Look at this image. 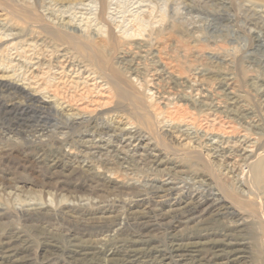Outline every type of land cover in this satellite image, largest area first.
Returning <instances> with one entry per match:
<instances>
[{
	"label": "rangeland",
	"instance_id": "obj_1",
	"mask_svg": "<svg viewBox=\"0 0 264 264\" xmlns=\"http://www.w3.org/2000/svg\"><path fill=\"white\" fill-rule=\"evenodd\" d=\"M102 8L121 25L113 39L48 29L65 17L98 25ZM137 12L141 32L124 33ZM2 14L0 264H264V182L236 181L203 140L179 133L215 114L264 151V0H0ZM91 50L157 111L150 129L126 102L75 121L22 87L56 72L37 57Z\"/></svg>",
	"mask_w": 264,
	"mask_h": 264
},
{
	"label": "bare ground",
	"instance_id": "obj_2",
	"mask_svg": "<svg viewBox=\"0 0 264 264\" xmlns=\"http://www.w3.org/2000/svg\"><path fill=\"white\" fill-rule=\"evenodd\" d=\"M86 7L87 5L83 4L80 9L84 10ZM141 11L144 12L143 10ZM104 15L105 11L102 8L99 13V18L100 21L103 22L98 25L96 20L91 16H83L81 21L76 24H73L72 20L65 17L64 20L61 19L57 22L52 21L51 24L47 25L51 32L61 38L70 37V35H72L70 29L74 25L75 30H78L77 32L81 34L86 32L89 33L90 29L94 28L93 32L95 35H103V37L113 39V33L117 32L121 25L117 23V21L112 20L110 16L108 17L109 19H105ZM144 19L145 15H143V13L138 14L137 12V14L130 19L132 29L123 30V32L128 34L131 31L130 35L137 34V32L140 33V23L143 22ZM6 20V15H0V23H4ZM134 28H136V30ZM83 52L85 54V59H80L68 53L61 56L37 57L38 64L41 63L51 67L53 66L54 69L57 67V70L51 73V75H53L51 76L52 78L48 71H40L36 77H32V79L26 78L24 81H21V84H23L22 87L27 89L32 87V85L35 86V91L37 93H42L45 99L48 101L51 100L52 102L56 101L64 105L65 108H68L71 112L72 119L75 121L86 120L87 118L90 119L89 116L93 115L98 110L106 109L120 102H126V105L130 104L135 109L137 116L143 121L142 124L150 129V127L153 126L154 119L156 117L159 118V116H155L157 111L150 109V107L148 109V105H145L144 99L130 90L132 89L133 81L131 82L130 79L128 80L125 78L123 72L115 67L102 52L103 57L95 50H91L88 53L85 51ZM145 56L141 55L140 58H146ZM154 56L157 57L158 55L154 54ZM158 59V66L161 73H163L165 77L173 76L175 71L171 64L163 57L158 56ZM125 60L129 59H123L122 61ZM36 69H39V67L35 68V70ZM170 81L174 80L169 77V82ZM50 84L53 86L52 93L47 91ZM228 89L230 90V86ZM232 93V91L229 92V94ZM200 97V91L197 90L194 98L200 99ZM47 100L42 101L47 103ZM203 105L207 104L203 103ZM208 109V111H211V108ZM203 116L204 119H198L199 122L197 118H195L193 120H186L187 122L181 125L179 133H181L180 138L183 137L182 141L185 140L184 138H189V140H203L208 147V151L222 160L226 169L232 174L236 181L243 183V179L248 178L255 183L264 182V151L262 150V152H260L262 146L259 147L260 144L257 146V141L249 139L247 133H238L236 126L229 119H222L210 113ZM182 118L183 117H178V120ZM197 123H199V127ZM169 167L174 170L179 168L178 165H170ZM169 184V179L160 181V186L164 187ZM183 264L195 263L183 262Z\"/></svg>",
	"mask_w": 264,
	"mask_h": 264
}]
</instances>
